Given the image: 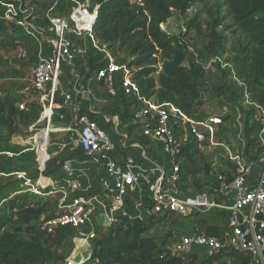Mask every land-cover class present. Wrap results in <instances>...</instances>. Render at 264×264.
<instances>
[{
	"label": "built area",
	"instance_id": "2783aa9c",
	"mask_svg": "<svg viewBox=\"0 0 264 264\" xmlns=\"http://www.w3.org/2000/svg\"><path fill=\"white\" fill-rule=\"evenodd\" d=\"M65 2L71 4L69 12L59 14L57 10ZM7 6L9 14L18 15L21 10V6L14 3ZM98 14L99 5L90 0H51L49 3L44 16L52 33L51 49L49 53L39 55L33 71V96L26 95L19 107L26 108L29 99L41 106L40 121L47 124L31 134L24 144L35 149L36 166L41 173L52 164L62 170L63 177H41L33 187L29 182H23L22 189L16 193L30 191L56 199L55 213L44 218L42 228L47 233H54L61 227L75 232L69 264H99L93 257L97 227L109 229L123 219L143 222L151 217L193 216L199 212L223 215L226 222L221 233L209 235L196 231L181 235L167 244L174 254L187 258L201 247L207 257H217L225 250H236L248 257L247 264H264V111L259 104L245 100L249 97L247 83L230 63H224L230 78L246 97L243 96L246 103H234L232 112L211 114L205 121L190 118L188 125V118L171 104H161L140 95L131 69L119 60L109 42L96 36L94 28ZM17 24L25 33L38 37L40 31L35 22L25 18L17 20ZM95 52L97 56L91 61L92 74L87 80L104 86L109 96L119 95L117 84H120L122 95L135 99L137 103L134 104L139 105L131 119L140 131L133 134L129 130L122 132L119 141L89 111L82 109L80 100L92 94L88 83L77 78L73 92L64 87L65 73L70 71L76 76L77 61L83 63ZM19 55L27 58L26 47H20ZM212 57L215 63L222 61L220 56ZM68 104L73 107L71 122L68 125L54 122L56 110L66 108ZM253 104L258 110L253 111L249 121L256 124L258 149L246 135V113L252 111ZM244 105L247 109L243 108ZM63 118L59 114V119ZM104 118L119 128V116L105 115ZM190 130L200 144L207 140L214 144L217 138L220 141L217 143L220 151L212 156L206 181L203 180L209 188L195 193L191 190L194 179L188 171L185 155ZM40 133H46L49 138L43 155L40 153L42 144L35 139ZM55 133L64 135L58 146L61 152L66 147L74 152L54 157L49 147ZM151 144L157 146L160 161L149 154ZM128 147L139 149L141 157L130 151H121ZM76 151H80V156L75 154ZM0 154L8 158L18 155L10 149ZM86 170L101 174L98 190L92 191L91 186H84L82 176L86 174L80 173ZM189 177L190 183L187 182ZM42 178L49 182L41 183ZM131 194H137L143 201L137 206L139 212L136 214L127 209ZM141 208L145 209V214Z\"/></svg>",
	"mask_w": 264,
	"mask_h": 264
},
{
	"label": "trees",
	"instance_id": "16d2710c",
	"mask_svg": "<svg viewBox=\"0 0 264 264\" xmlns=\"http://www.w3.org/2000/svg\"><path fill=\"white\" fill-rule=\"evenodd\" d=\"M22 1L0 0V7L4 8L7 3L18 6ZM90 1L99 5L94 28L96 36L109 42L113 49L130 56L127 65L138 85L140 95L148 99L153 98L161 104H171L188 118L186 123L189 125V119L195 116V110L205 100L203 98L207 82L203 70L191 58L186 37L192 28H198L203 21L194 19L190 24L188 22V28L181 34L170 33L162 28V24L167 23L176 12L185 15L193 4L202 3L204 0ZM225 3L237 29L247 38L246 45L240 47L233 58L236 72L246 81L255 103L264 107V0H225ZM209 17L210 19L204 22V27L208 30V53L214 56L223 55L220 49L224 45V37L218 33L217 28L223 24L224 18L216 16L212 11ZM158 55L161 56L162 62L160 69L157 66ZM228 92L225 94L226 98L234 100V103L241 97L239 95L237 98V95L241 94L240 89L236 94ZM23 100L24 93L14 95L6 92L0 98V130L13 131L17 119L31 121L40 115L41 106L35 101L29 102L26 108L21 109L19 103ZM234 103H231V108ZM252 113L253 111L247 112V122ZM59 114L64 118L59 119ZM56 115L55 122L65 125L71 122L72 117L67 108H58ZM248 132L249 128L246 127L247 138ZM189 136L185 155L190 172L193 170L190 160L197 151H191L196 145L191 130ZM248 140L252 144L256 142L251 137ZM1 157L6 156L0 155ZM199 170L203 176L208 174L209 161H206L204 168L199 166ZM16 192L14 190L13 195L0 198V264L63 262L65 258L53 252L45 241L54 234L65 235L67 231L73 230L61 227L54 233H47L42 228V223L44 218L54 215L48 214V199L38 197L30 191ZM155 219L158 218L151 217L143 222L123 219L120 224L113 225L93 241V257L99 264H199L195 253L187 258L176 255L167 248L163 236L150 233L151 224ZM206 231L209 235L221 233V230L213 225H208ZM234 253L242 252L225 250L217 257L206 256L200 264H228L227 260H230ZM244 256L246 260L243 264H247L248 257L245 254Z\"/></svg>",
	"mask_w": 264,
	"mask_h": 264
},
{
	"label": "rangeland",
	"instance_id": "374dc122",
	"mask_svg": "<svg viewBox=\"0 0 264 264\" xmlns=\"http://www.w3.org/2000/svg\"><path fill=\"white\" fill-rule=\"evenodd\" d=\"M70 8V7H69ZM210 11L215 13V15L223 16V24L217 28L218 33L223 35L224 45L221 46L220 52H223V55H217L222 58V61H217L216 63L211 60L213 58L210 53H208V38L206 37L208 30L204 27L205 20L210 19ZM194 19L203 21V24L198 26V28H192L186 37V42L188 44V48L191 52V58L195 61V63L203 70L205 81L207 82L206 92H205V99L197 109L195 110L194 120L197 122L205 121L211 114H223L229 113L233 110L231 109V103H234V100L227 99L225 94L226 92L230 93H238L239 87L235 83V81L230 78V73L227 67H224V63H230L233 68L234 62L233 58H235L236 54L239 52L240 47L245 46L247 43L246 36L237 29L236 25L234 24L233 17L229 14L228 6L225 3V0H204L202 3H195L193 6L186 12L185 15L176 12L175 15L168 20L167 23L162 24V28L169 31L173 34H181L185 29L188 28V22L193 21ZM193 24V23H192ZM200 29V30H198ZM4 44V43H2ZM9 50L6 52H11L10 49L12 46H9ZM25 47V46H24ZM28 49L29 47L26 46ZM114 52H116L119 56V60L127 65L130 61V56L123 52L117 51L115 48L111 47ZM51 49V47H50ZM91 58L93 55L90 56ZM161 56L158 55V63L157 66L159 69L161 68L162 62ZM211 60V63H210ZM12 63L16 64L15 59H12ZM92 63V62H91ZM23 67L24 76L26 79L24 80V85L19 89H24L30 82L28 78L30 77V70L28 69L27 63L20 64ZM206 66V68H205ZM236 70V69H235ZM159 71L157 72V74ZM70 71L66 72L64 78L66 79L67 84L72 85L71 83L74 81L75 75H71ZM156 74V75H157ZM157 77V76H156ZM244 80V78H242ZM245 81V80H244ZM246 83V81H245ZM225 86V87H223ZM120 84H117V88L119 89ZM17 88H5L4 86H0V92L5 94L6 92H13L15 90H19ZM228 92V93H229ZM14 94V93H13ZM19 95V94H14ZM28 97L33 96L32 91H28L25 93ZM242 97L244 96L241 94ZM4 95H0L2 98ZM109 98V96H107ZM245 97V96H244ZM26 98V96H25ZM246 98V97H245ZM250 100L255 102L252 98V92L249 89V97L245 100ZM29 102H34L32 99L28 100ZM117 103H111V105H104L112 110V108ZM125 107L131 110V114L133 115L134 110L139 106L135 105L132 108V103H122ZM238 105V103H235ZM252 111L258 110L256 105L253 104ZM247 109V105L243 107ZM264 111V107H262ZM128 110V109H126ZM119 118L123 119V114L119 115ZM228 119V117L226 118ZM55 122V121H54ZM53 123V122H52ZM47 123L42 120L40 121V115L35 119L32 118L31 121L26 120H19L17 119V124L15 130L7 131L5 129L0 130V153L5 150H13L18 153L17 156L14 158H0V198L5 195H13L14 190L20 191L22 189L20 185L23 182H29L30 187L36 184V181L41 177H55L57 175V171L52 168L53 165L50 164L48 169L41 173L36 164V153L35 149L28 148L25 143L26 139L33 133L36 132L38 128H42ZM228 125V124H226ZM254 122H247V127L249 128L248 139H256V132ZM250 129V127H252ZM32 129V130H31ZM251 135V136H250ZM63 134L55 133L51 138V146L49 147V152L54 155V157H63L68 152H74L70 147H66L65 154H61V150L58 148L59 144L63 141ZM67 137V136H66ZM36 141L42 144L40 153H44V150L47 146L49 138L46 133H40L35 137ZM68 141V140H67ZM218 138L215 139L214 144L212 141L207 140L206 143H198L195 142L196 145L191 149V151H197L193 158L190 160L193 170H190V176L193 178V185L191 186L192 192L204 191L208 190L207 182L202 183V181H206L205 176H203L202 171L199 170V166L204 168L206 161H211V157L220 151L218 148ZM212 146V147H211ZM255 149H258V144L254 143ZM190 152V151H189ZM192 153V152H191ZM3 155V154H0ZM197 171V173H195ZM195 180H199L198 182ZM40 190H42L40 188ZM23 193V192H22ZM38 197H44L48 199L49 207H48V214L53 215L55 213L56 207V199L51 196H43L38 195ZM180 216V215H178ZM196 218L190 217L188 220L186 219L185 222L179 223L176 218L170 219L166 224H164L163 233L164 231L169 232L172 234L176 233H188L191 228H193L196 221L198 222L199 227L205 228L206 220H209L208 217H213L215 221L218 223L223 222V215L218 212H199L194 214ZM192 218V219H191ZM205 219V220H203ZM204 221V222H203ZM207 227V226H206ZM98 236L104 234V229L101 227H97L96 229ZM197 231V230H196ZM195 231V232H196ZM165 232V233H166ZM74 231H67L65 235L54 234L48 237L45 241L46 245L55 253L62 255L65 260L58 264H69V257L73 255V244H72V237ZM195 255L198 259V263L200 264L201 260L206 257L205 251L203 248L198 247L195 249ZM224 254V253H223ZM226 261V258H224ZM245 256L243 253H234L233 257L230 260H227L228 264H243L245 261Z\"/></svg>",
	"mask_w": 264,
	"mask_h": 264
},
{
	"label": "crops",
	"instance_id": "0c3cea01",
	"mask_svg": "<svg viewBox=\"0 0 264 264\" xmlns=\"http://www.w3.org/2000/svg\"><path fill=\"white\" fill-rule=\"evenodd\" d=\"M51 0H23L20 3L21 10L19 11L18 15L9 14L8 6L5 5L4 8L0 7V86H4L5 88L11 89V88H21L24 85V80L26 79V76H24L23 67L20 65L22 62L28 64V69L30 70V77L28 78L29 84L22 90H15L11 92L12 94H21L26 93L28 91L33 90V71L34 67L37 64L38 57L41 54H47L50 51L51 47V38L52 33L49 31L48 27V21L45 18V12L49 6ZM69 2H65L63 6H61L57 12L62 15H66L69 12L70 7ZM17 6V5H16ZM19 6V5H18ZM28 19L38 26L40 33L38 34V37H33L27 33L24 32L23 28L17 24V20L19 19ZM4 43V44H2ZM12 46L10 49L11 52L7 53L6 51L9 50V46ZM21 46H28V56L27 58H22L19 55V50ZM93 57H96L97 52L93 53ZM15 59L16 64L12 63V59ZM91 61L92 58L89 57L88 60L81 63V61H77V69H76V78H82L84 82L90 86L89 88L92 89V94L89 97L83 98L80 100V105L83 110L89 111L95 119L106 129H108L113 137L116 140H120L122 137V132H126L129 130L131 134L137 133L140 131V127L135 125L131 119V110L130 107H125L122 103H132L133 109L135 106L134 103H137L135 99L131 97H127L122 95L121 88L119 87V95L118 96H109L105 93L104 86L97 85L94 82H89L87 78L92 74V67H91ZM73 75V74H71ZM63 83L64 87L67 91L73 92L74 90V81L71 83L72 85H68L66 82V79L63 76ZM25 86V85H24ZM10 92V91H9ZM0 95H4L0 92ZM239 95H237V98H239ZM26 96V95H25ZM109 96V98L107 97ZM111 103H117L112 110H110L108 107L107 109L104 107V105H111ZM236 103H246L243 99V97H240ZM68 111L72 112V105L68 104L67 107ZM128 109V110H126ZM123 114V119L121 118L120 126L118 129L115 128L114 124L107 122L105 120V115L108 116H119L120 114ZM246 119H247V113H246ZM233 121V118L231 119ZM157 146L155 144L150 145L149 154L151 157L156 159V161H160L161 157L158 152H156ZM122 152H128L135 154L138 158L141 157V151L139 149H121ZM66 148L61 154H65ZM69 153V152H68ZM77 156H80V151H76ZM66 155V154H65ZM54 169L58 172L55 177L61 178L63 177V172L58 166H54ZM86 174V176H82L84 186H91L92 191H96L99 188V179L101 174H99L95 170H86L85 172H81L80 174ZM187 178V177H186ZM206 179V178H205ZM187 182H191V178L189 177L187 179ZM202 183H204L202 181ZM142 203V199L137 194H131L128 197L127 200V209L132 213L136 214L138 213L137 206ZM146 203V202H145ZM143 207V206H142ZM143 213L145 214V209L141 208ZM192 218H196V216H190ZM190 217H184V216H178L177 214H170L168 216L155 219L150 227V233L156 234L159 236H163L166 239V244L172 243L175 241L179 236L184 234L193 233L196 230L201 232H207L206 226L213 225L217 226L220 230L222 229L223 225L225 224L226 220L225 217H223V222L220 224L213 217H208L209 220H206L205 222V228L199 227L198 222L194 224L193 228L188 233H179L178 235L176 233L172 234L169 232L163 231L164 224H166L170 219L176 218L179 223L185 222V220L189 219ZM191 218V219H192ZM149 219V218H148ZM147 219V220H148ZM199 220V219H198ZM205 220V219H203ZM204 222V221H203ZM107 229L104 228V231ZM166 232V233H165Z\"/></svg>",
	"mask_w": 264,
	"mask_h": 264
},
{
	"label": "bare ground",
	"instance_id": "6f19581e",
	"mask_svg": "<svg viewBox=\"0 0 264 264\" xmlns=\"http://www.w3.org/2000/svg\"><path fill=\"white\" fill-rule=\"evenodd\" d=\"M44 153H42L41 155H43ZM49 182V180L47 179V178H42L41 179V183H43V184H46V183H48Z\"/></svg>",
	"mask_w": 264,
	"mask_h": 264
}]
</instances>
